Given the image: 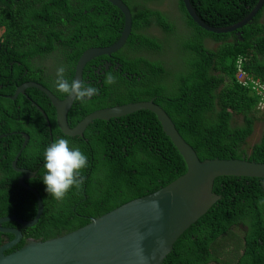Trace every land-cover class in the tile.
<instances>
[{"label":"trees","instance_id":"1","mask_svg":"<svg viewBox=\"0 0 264 264\" xmlns=\"http://www.w3.org/2000/svg\"><path fill=\"white\" fill-rule=\"evenodd\" d=\"M123 1L130 9L132 27L123 46L113 53L121 70L110 68L101 87L83 84L97 91L90 97H76L67 114L69 125L98 108L154 97L200 160L244 155L247 160L264 162V108H257L258 95L235 77L241 54L248 74L264 81V4L239 28L240 40L234 32L214 33L198 26L182 0ZM14 2L0 9L2 94L12 95L17 85L33 80L63 98L66 94L57 91L56 79L50 82L51 74L37 64L38 58L61 62L64 78L72 81L83 50L109 45L119 37L121 12L106 0H34L30 16L16 12ZM190 2L206 23L226 26L246 16L257 0ZM164 4L166 9L160 10ZM213 42L216 45L209 47ZM95 59L85 65L84 76ZM88 74L92 80L93 70ZM25 93L29 99L18 95L12 101L0 96V111L19 105L41 118L40 144L32 149V157L43 159L44 148L58 137L87 157L86 167L80 169L82 181L59 200L45 191L42 165L44 191L39 194L44 208L38 221L23 229L26 237L45 240L78 228L89 221L83 215L98 216L151 193L186 170L182 156L149 110L94 119L82 136H67L56 124L49 98L35 87ZM30 100L46 113L51 135ZM233 115L241 118L239 124L232 123ZM256 122L262 124L259 140L246 147ZM213 191L219 199L177 237L161 264H264V178L218 176ZM36 209L37 200L30 190L16 180H0V217L15 214L31 219Z\"/></svg>","mask_w":264,"mask_h":264},{"label":"water","instance_id":"2","mask_svg":"<svg viewBox=\"0 0 264 264\" xmlns=\"http://www.w3.org/2000/svg\"><path fill=\"white\" fill-rule=\"evenodd\" d=\"M106 1L116 6L123 14L122 30L113 43L88 47L82 51L75 63L72 78V81L80 84L87 62L95 57L109 56L116 52L131 32L132 16L125 2ZM182 2L187 14L204 30L214 33L234 32L242 40V31L239 28L258 12L264 0H257L246 16L226 26H212L206 23L197 14L190 0ZM108 64H105L106 67ZM117 66L119 63L115 68ZM124 74L126 75V72ZM29 87L39 89L49 98L55 109L56 124L67 136H82L94 119L109 120L138 110L153 112L162 130L182 156L186 170L157 190L91 217L86 224L78 228L45 240L28 237L20 247L5 253V250L19 241L21 229L3 227L1 224L8 221L16 222L21 228L30 227L38 221L43 211L39 193L26 184L23 177L19 178L18 184L35 195L37 210L31 219H22L15 214L0 217V231L13 235L11 240L0 245V264H161L172 250L177 237L219 199V194L213 191L216 177L233 175L264 178V162L247 160L244 155L241 158L214 157L200 160L194 148L179 133L168 113L154 101V97L95 109L74 126H70L67 114L77 96L66 94L59 98L44 85L27 80L17 85L9 97L14 99L18 94H25V89ZM35 106L43 113L37 104ZM3 136L5 134H0V137ZM25 143L26 140L22 148Z\"/></svg>","mask_w":264,"mask_h":264},{"label":"flooded vegetation","instance_id":"3","mask_svg":"<svg viewBox=\"0 0 264 264\" xmlns=\"http://www.w3.org/2000/svg\"><path fill=\"white\" fill-rule=\"evenodd\" d=\"M12 2H14L16 12H22L24 16H30V11L32 10L34 5V0H20V1L0 0V9L2 7H6L7 5L12 4ZM152 4L154 5V3ZM92 9L93 8H91V10ZM118 19L121 20V29L119 30V35H120L124 22V16L122 13L119 14ZM152 31L159 34V31L156 28H152ZM106 57L107 58L103 57V55L95 57L96 58L95 62L89 64L90 68L86 69V73H85L86 79H84L85 76L83 71V79H82L83 82L81 83L82 85L91 83L93 85L97 84V86L101 87L103 85L102 83L103 77L106 74V72L110 70V68L117 69L120 72L122 64L117 60V57L114 56L113 53ZM106 63L107 64L110 63V64H108L106 67L105 65ZM118 63L119 66L115 68V66ZM37 64L40 66H44L43 71H47L48 73L51 74L49 78L50 82H53L56 79L57 68L61 67L62 65L61 62L56 64L53 58L51 57L38 58ZM90 69L93 70L94 77L92 80L89 79V74H88L90 72ZM18 95L26 96V98L29 99L26 93L18 94ZM0 96L8 97L12 101H15L17 99V97L11 99L9 96L12 95H5L2 93H0ZM30 102L31 104H33L32 106H35L34 101L30 100ZM39 112L42 114L44 118L45 116L47 118V115L44 111L43 113L45 114V116L41 111ZM46 118L44 120H46ZM40 119L41 118H37L34 116L30 108L25 109L24 107L22 106L20 107L19 105H16L14 109L6 108L4 111L2 110L0 111V134H5V136L0 137V180H4V181L16 180L18 183L19 178L23 177L25 183L28 184L33 189H35L38 193L39 190L44 191L42 182L40 180L41 178L40 170L43 165V159L39 157L36 158L32 157L31 151L40 144V141L38 140L37 137V134L39 132L38 122L40 121ZM46 126L48 128L49 134L51 135V125L48 119L46 121ZM6 136H9V138L2 140V138H5ZM25 140L26 143L22 148V145ZM26 147H28V150L25 153H22V150ZM84 198L85 196H83L82 199ZM83 216L87 217L88 219H90L91 217H95L89 214ZM7 223L9 222H3L1 225L3 227H15L21 229V238L19 239V241L13 244L11 248H9L13 250L15 248H18V245L22 243L21 241L23 240V238L26 239L28 237L24 236L23 234L24 228H21L20 225L11 226L8 225ZM9 235H11V237H9ZM0 238H1L0 239V245H1L11 240L13 238V235L10 234L9 232L0 231Z\"/></svg>","mask_w":264,"mask_h":264},{"label":"clouds","instance_id":"4","mask_svg":"<svg viewBox=\"0 0 264 264\" xmlns=\"http://www.w3.org/2000/svg\"><path fill=\"white\" fill-rule=\"evenodd\" d=\"M63 73L64 68L62 66L57 68L55 80V88L57 91L69 96L75 95L82 99L96 93L97 89L94 87L84 86L77 81L66 80ZM108 82L111 83V78H109ZM86 165L87 157L78 147L71 146L69 141L63 137L56 138L43 151V167L45 173L42 181L45 185V191L55 199H62L71 187L78 186L82 181L83 178L80 176V169L86 167Z\"/></svg>","mask_w":264,"mask_h":264},{"label":"built area","instance_id":"5","mask_svg":"<svg viewBox=\"0 0 264 264\" xmlns=\"http://www.w3.org/2000/svg\"><path fill=\"white\" fill-rule=\"evenodd\" d=\"M245 58L239 54L236 59V73L235 77L237 82L244 87L250 88L253 92H255L258 97L257 108H264V82L260 79L252 78L248 72L243 68V62Z\"/></svg>","mask_w":264,"mask_h":264},{"label":"rangeland","instance_id":"6","mask_svg":"<svg viewBox=\"0 0 264 264\" xmlns=\"http://www.w3.org/2000/svg\"><path fill=\"white\" fill-rule=\"evenodd\" d=\"M160 10H165L166 9V4L159 6ZM261 20H264V16L261 18ZM216 45L215 42L213 43H208L209 47H214ZM233 124H239L241 122V118L238 117L237 115H233ZM261 127L262 124L260 122H256L254 123V127H253V132L252 134L247 138L246 141V147H250L253 143L257 142L259 140L260 137V133H261Z\"/></svg>","mask_w":264,"mask_h":264}]
</instances>
